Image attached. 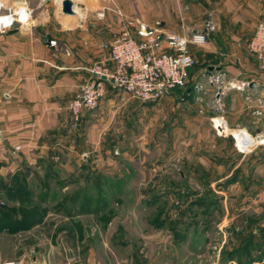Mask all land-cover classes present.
I'll return each instance as SVG.
<instances>
[{
    "label": "crops",
    "instance_id": "obj_1",
    "mask_svg": "<svg viewBox=\"0 0 264 264\" xmlns=\"http://www.w3.org/2000/svg\"><path fill=\"white\" fill-rule=\"evenodd\" d=\"M61 1L2 0V14L11 15L13 24L0 30V180L20 174H61L67 184L57 195L70 193L61 206L72 211L49 214L56 219L54 226L65 227L51 234V240L59 243L54 249L52 245L46 254L37 250L36 256H25L20 248L10 258L0 250V263L23 260L25 264L36 258L41 264H64L65 252L75 255L76 249L81 264H105L93 245L105 242L104 229L113 224L119 229L114 205L119 206L121 195L132 188L131 179L139 176L133 165L144 162L125 151L112 154L132 136L122 126L132 127L137 115L147 111L125 109L136 104L125 94L108 92L96 110L82 114L74 125L68 103L88 76L83 68L108 59L101 46L119 30V19L109 11L103 18L98 16L111 6L109 0H71V16L62 15ZM112 1L127 17L148 26L159 22L166 34L206 37L204 44L188 46L195 65L189 70L185 94L172 93L163 104L182 96L178 104L182 110L189 104L198 109L219 105L227 128L240 133L235 137L239 148L254 144L248 131L264 135V76L248 50L256 25L264 21V0ZM20 9L27 15L17 19ZM162 50L170 52L165 43ZM73 195H78L77 202L70 198ZM111 211V218L104 221ZM40 226L28 233H38L39 238ZM5 232L0 231V246L10 237ZM119 236L112 234L109 241H125Z\"/></svg>",
    "mask_w": 264,
    "mask_h": 264
},
{
    "label": "rangeland",
    "instance_id": "obj_2",
    "mask_svg": "<svg viewBox=\"0 0 264 264\" xmlns=\"http://www.w3.org/2000/svg\"><path fill=\"white\" fill-rule=\"evenodd\" d=\"M182 98L168 104L134 100L136 104L125 106L147 111L137 115L132 127L122 126L132 136L112 154L125 151L144 162L133 165L139 176L121 195V205H114L119 229L115 224L104 229L105 242L94 244V249L105 264H258V259L264 264V142H260L264 135L248 131L254 144L241 149L227 128L224 109L189 104L182 110L178 106ZM216 121L223 122L224 134L215 129ZM62 178L61 174H20L0 180V206L37 205L36 198L21 204L13 195L17 185L36 194L48 191L47 203L40 204L44 208V219L38 224L41 236L28 233L35 226L19 228V237L11 232L13 228L6 230L10 237L0 246L4 256L10 258L20 248L25 256H36L37 250L46 254L59 244L51 234L65 227L54 226L56 219L49 214L67 213L61 205L70 193L57 195L67 184ZM112 234L125 241H109ZM74 252L75 263L81 264L79 250ZM68 256L65 252V260Z\"/></svg>",
    "mask_w": 264,
    "mask_h": 264
},
{
    "label": "built area",
    "instance_id": "obj_3",
    "mask_svg": "<svg viewBox=\"0 0 264 264\" xmlns=\"http://www.w3.org/2000/svg\"><path fill=\"white\" fill-rule=\"evenodd\" d=\"M109 1L111 6L104 8L98 16L103 18L108 11L114 13L119 19V30L112 35L108 43L101 46L108 51V59L83 68L88 76L80 84L76 96L68 103L74 125L80 122L82 114L96 110L100 101L110 91L125 94L129 99L141 103H157L170 97L174 90L185 89L189 81V70L195 65L188 46L206 42L203 34H193L189 37L166 34L159 28V22L148 26L137 19L127 17L120 7L112 0ZM26 15V10L20 9L17 19ZM12 24L11 15L2 14L0 0V30L9 28ZM206 26L212 29L209 24ZM164 43L170 52L162 50ZM49 45L56 47V42L50 41ZM248 50L264 76V21L256 25L248 43ZM214 80L218 82L219 78ZM241 87H244V84ZM215 129L224 134L223 122L216 124ZM260 142H264V138H261ZM18 149L19 147L15 148ZM0 264H24V261H3ZM25 264L40 262L32 258ZM65 264H76L73 255L70 254L66 258Z\"/></svg>",
    "mask_w": 264,
    "mask_h": 264
},
{
    "label": "trees",
    "instance_id": "obj_4",
    "mask_svg": "<svg viewBox=\"0 0 264 264\" xmlns=\"http://www.w3.org/2000/svg\"><path fill=\"white\" fill-rule=\"evenodd\" d=\"M185 89L183 90H174V93L177 92H183V95L185 94L184 92ZM14 179L17 178V175L13 176ZM12 189V188H10ZM8 192L10 191L9 188L6 189ZM47 189H44L43 192L39 194H33L30 189H21L19 185H17L14 189L13 195H16L18 199H20V203L22 204L23 201L27 203H31L33 198L37 199V205H32L31 207L29 206H21L18 204V206L14 205H4L0 206V231L1 230H7L9 233L10 230L12 231H19V228H24V229H29L31 227H34L38 224H40L43 219V211L44 208L40 207V204H46L47 203ZM11 194V192L9 193ZM78 195H73L70 198L72 201L77 202ZM71 209L68 211L66 214H70ZM255 261H250V264H252ZM258 264L263 262V259L259 260L258 259Z\"/></svg>",
    "mask_w": 264,
    "mask_h": 264
},
{
    "label": "water",
    "instance_id": "obj_5",
    "mask_svg": "<svg viewBox=\"0 0 264 264\" xmlns=\"http://www.w3.org/2000/svg\"><path fill=\"white\" fill-rule=\"evenodd\" d=\"M72 7L73 2L71 0H62L60 2V11L62 15H74ZM233 135L235 136V133H233Z\"/></svg>",
    "mask_w": 264,
    "mask_h": 264
},
{
    "label": "bare ground",
    "instance_id": "obj_6",
    "mask_svg": "<svg viewBox=\"0 0 264 264\" xmlns=\"http://www.w3.org/2000/svg\"><path fill=\"white\" fill-rule=\"evenodd\" d=\"M235 137H237V138L240 137V133L239 132H236L235 133Z\"/></svg>",
    "mask_w": 264,
    "mask_h": 264
}]
</instances>
